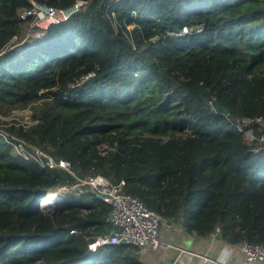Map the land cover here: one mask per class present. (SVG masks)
<instances>
[{"label": "trees", "instance_id": "obj_1", "mask_svg": "<svg viewBox=\"0 0 264 264\" xmlns=\"http://www.w3.org/2000/svg\"><path fill=\"white\" fill-rule=\"evenodd\" d=\"M30 5L0 0V122L13 109L31 120L0 129L81 174L124 179L197 235L219 228L226 242L264 244V146L248 145L235 123L264 119V0H88L23 40L18 11ZM73 181L0 135V264H143L135 246L89 248L109 210L90 191L42 209L47 192Z\"/></svg>", "mask_w": 264, "mask_h": 264}, {"label": "built area", "instance_id": "obj_2", "mask_svg": "<svg viewBox=\"0 0 264 264\" xmlns=\"http://www.w3.org/2000/svg\"><path fill=\"white\" fill-rule=\"evenodd\" d=\"M31 5L18 11L19 17L24 21L22 23L23 39L33 36L38 37L44 33V29L50 23L60 22L69 18L77 12L81 6L88 0H74L68 6H53L47 3H40L36 0H29ZM115 17V12L110 11ZM29 18V19H28ZM201 28V26H197ZM192 29L184 26L181 33H185ZM12 40L16 41L17 36L14 35ZM89 72L82 75L73 85L82 83L85 79L93 75ZM214 97L208 101V106L214 109ZM29 110V109H28ZM30 113V110H29ZM31 122L30 117L28 121ZM235 123L237 129L241 132L243 140L253 146L255 150L264 146V119L261 117H236ZM0 134L14 147L15 151L24 159L32 160L39 164L42 168L62 169L68 172L74 179L73 183L63 185L55 191H49L39 201L40 206L44 209L47 204L44 201H51L49 198L52 192L59 195L60 190H66L76 185H84L91 192L92 196L98 200L108 203L109 210L105 216L107 227L102 232L87 237L88 246L95 249L100 246L107 245H125L135 246L138 253L144 252L147 248L165 245L159 237V229L163 223V217L157 211L147 207L138 197L131 195L125 189V180L121 179L116 183L110 182L101 174L85 172L80 173V169L76 167L70 160L65 158H56L42 147L32 145L22 138L10 136L0 130ZM106 144H100L99 150L105 152ZM61 201V195H59ZM50 209H55L60 206ZM167 222L166 220L164 221ZM217 231L219 228L216 229ZM74 232V230H71ZM238 247L244 254L243 264H254L259 262L264 264V244L252 243L245 239L241 240ZM180 250V249H179ZM198 264H231L218 258H212L206 254L185 251Z\"/></svg>", "mask_w": 264, "mask_h": 264}, {"label": "crops", "instance_id": "obj_3", "mask_svg": "<svg viewBox=\"0 0 264 264\" xmlns=\"http://www.w3.org/2000/svg\"><path fill=\"white\" fill-rule=\"evenodd\" d=\"M218 231L197 235L193 231H188L181 221H167L165 228L161 231L159 229V237L165 245L147 248L144 252L138 253V257L143 264H198L185 253L189 250L231 264H243L244 254L238 244L226 242L218 235Z\"/></svg>", "mask_w": 264, "mask_h": 264}, {"label": "rangeland", "instance_id": "obj_4", "mask_svg": "<svg viewBox=\"0 0 264 264\" xmlns=\"http://www.w3.org/2000/svg\"><path fill=\"white\" fill-rule=\"evenodd\" d=\"M1 119L2 120L0 122V127L1 126H4V125H7V123L5 122V120L6 121H13V120H15V121L25 122V121H28L29 120V110L28 109H13L12 112L9 115L4 116V117H1ZM86 190H87L86 186H84V185H76L74 187H69L66 190H60L59 191L60 192L59 195L63 196L65 194V192H68L69 195H71V194H79V193L84 192ZM52 193H53L52 195L54 197H58L60 199V197H59L58 194H56L54 192H52ZM164 221H165V219H163V223L160 226V231L165 228V222Z\"/></svg>", "mask_w": 264, "mask_h": 264}, {"label": "bare ground", "instance_id": "obj_5", "mask_svg": "<svg viewBox=\"0 0 264 264\" xmlns=\"http://www.w3.org/2000/svg\"><path fill=\"white\" fill-rule=\"evenodd\" d=\"M52 194L53 193H51L50 196H49V198H51L50 199L51 201H47V202L44 201L43 202V204H47L48 206H51V208L58 206L59 205V201H60V199L58 197H54Z\"/></svg>", "mask_w": 264, "mask_h": 264}, {"label": "water", "instance_id": "obj_6", "mask_svg": "<svg viewBox=\"0 0 264 264\" xmlns=\"http://www.w3.org/2000/svg\"><path fill=\"white\" fill-rule=\"evenodd\" d=\"M55 209H60V206L58 208H55ZM55 209H52V210H55ZM43 210L44 211H51L50 206H46Z\"/></svg>", "mask_w": 264, "mask_h": 264}]
</instances>
